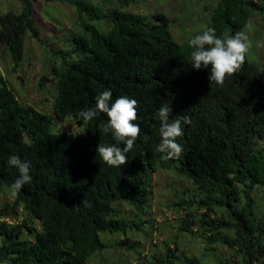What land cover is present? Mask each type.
Masks as SVG:
<instances>
[{
	"label": "trees",
	"instance_id": "trees-1",
	"mask_svg": "<svg viewBox=\"0 0 264 264\" xmlns=\"http://www.w3.org/2000/svg\"><path fill=\"white\" fill-rule=\"evenodd\" d=\"M21 1L20 12L0 14V46L16 65L24 57L26 32L39 36L33 0ZM135 2L118 0L107 12L94 2L70 1L85 32L74 37L66 53L72 60L64 57L61 69H54L60 78L53 114L60 120L72 116L85 125V134L54 130V115L22 103L0 78V190L11 189L18 175L6 165L10 155L29 162L32 178L12 205L14 219L20 206L27 216L14 223L0 220V264H87L108 247L102 232L139 227L141 222L122 215L115 204L123 201L144 212L151 173L159 169L176 171L202 192L181 197V208L190 210L181 216L182 232H200L209 250L215 244L230 249L231 257L221 253L219 264H264V58L259 62L247 50L222 84L208 82L207 69L191 68L187 43L201 29L190 34L191 22L178 25L161 13L149 20L128 9ZM201 11L205 27L231 35L244 32L253 13L264 14V0H216ZM106 16L111 26H96ZM175 27L184 39L175 36ZM105 88L113 100L135 99L134 123L140 127L125 163L116 167L95 153L98 143H114L99 131L106 116L101 113L87 124L75 118ZM161 105L170 107V121L177 115L189 121L181 122L177 137L181 154L168 160L155 152L160 127L155 113ZM37 222L41 227L34 232ZM152 261L208 264L176 247L156 251Z\"/></svg>",
	"mask_w": 264,
	"mask_h": 264
},
{
	"label": "rangeland",
	"instance_id": "rangeland-1",
	"mask_svg": "<svg viewBox=\"0 0 264 264\" xmlns=\"http://www.w3.org/2000/svg\"><path fill=\"white\" fill-rule=\"evenodd\" d=\"M70 1L33 0L34 18L39 36L30 30L26 32L24 57L18 65L5 51L4 46H0V78L15 92L22 103L52 115H54V102L60 78L54 74V69H61L64 57L72 60L66 53L70 50L74 37L85 32L77 19L76 7L70 4ZM87 1L99 4L107 12L118 6V0ZM215 1L136 0L128 9L145 14L149 20H155V14L161 13L175 18L178 25L191 22L189 29L191 34L207 25V22L201 21L204 17V11H201L203 4L206 2L213 4ZM9 10L20 12L22 1L0 0V14ZM95 24L101 29H107L111 26V19L106 16ZM244 32L248 37L250 57H255L261 62L264 58V14L253 13ZM174 34L179 40L185 38V34L177 27L174 28ZM53 127L56 131L85 134V125L77 123L72 116L60 120L54 115ZM151 185L150 199L144 212L137 211L123 201L115 204L122 215L141 222L139 227L127 233L102 232L101 238L108 247L91 255L87 264H154L152 255L156 251H165L171 247H176L178 252L195 255L208 264H219V257L223 252L231 257L229 256L231 250L220 244H215V249L209 250L207 239L201 236L200 232L188 233V235L181 231V216L190 211L189 208H181L179 205L181 197L190 199L202 193L189 178L173 170L159 169L151 173ZM255 193L260 199L261 191L256 188ZM14 200L12 189L0 190V213L7 212L0 214V220L14 223L22 221L27 216L20 206L17 212L18 218L14 219L12 211ZM195 211L199 213L197 209ZM216 213L220 212L216 211ZM40 227V222H37V229L34 232ZM125 239L130 242L122 243L121 241Z\"/></svg>",
	"mask_w": 264,
	"mask_h": 264
},
{
	"label": "clouds",
	"instance_id": "clouds-1",
	"mask_svg": "<svg viewBox=\"0 0 264 264\" xmlns=\"http://www.w3.org/2000/svg\"><path fill=\"white\" fill-rule=\"evenodd\" d=\"M187 43L191 49V68L207 69V81L217 85L222 84L226 75L232 74L240 66V61L249 48L248 37L244 32L238 31L231 35L224 32L217 35L212 27H202L188 39ZM135 106V99L126 95L118 96L113 100L111 89L105 88L94 97L93 106L81 109L75 114V118L85 124L101 113L106 116L107 120L99 125V131L110 134L114 143L109 145L98 143L95 153L100 161L108 166L123 165L126 154L133 148L140 132L139 125L134 123L137 119ZM170 112L169 106L161 105L155 113L160 121L159 142L155 146V152L160 154L161 160L175 158L181 154L183 148L177 143V137L183 132L181 122L185 124L189 122L186 116L179 115L170 121ZM6 165L15 168L18 173L11 185L15 195L23 185L31 182L30 164L13 154L8 156Z\"/></svg>",
	"mask_w": 264,
	"mask_h": 264
}]
</instances>
